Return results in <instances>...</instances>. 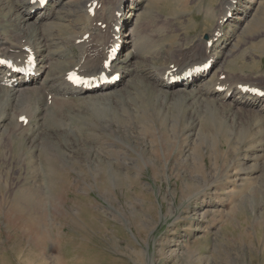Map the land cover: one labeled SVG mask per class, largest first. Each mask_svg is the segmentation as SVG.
Returning a JSON list of instances; mask_svg holds the SVG:
<instances>
[{"label": "rangeland", "instance_id": "obj_1", "mask_svg": "<svg viewBox=\"0 0 264 264\" xmlns=\"http://www.w3.org/2000/svg\"><path fill=\"white\" fill-rule=\"evenodd\" d=\"M55 1L51 25L25 18L28 39L44 33L40 53L56 56L38 84L68 69L57 56L77 60L73 35L90 28L92 48L111 43L117 6L119 37L135 40L120 53L134 60L120 66V89L38 105L16 135L1 131L15 116L0 95V264H264L261 103L210 104L156 79L173 60L195 67L189 57L216 38L231 6L216 63L191 84L223 76L264 87V0H102L93 24L85 0ZM23 4L0 0L2 36L24 30Z\"/></svg>", "mask_w": 264, "mask_h": 264}, {"label": "bare ground", "instance_id": "obj_2", "mask_svg": "<svg viewBox=\"0 0 264 264\" xmlns=\"http://www.w3.org/2000/svg\"><path fill=\"white\" fill-rule=\"evenodd\" d=\"M47 1L48 3L52 5V7L49 8L48 6H41L39 2H35L34 0H24V4L22 8L25 10V15H22L23 20L25 21V18H26V21H27L28 19H30V17L34 16L35 17L34 22H38L40 26H43L44 24L51 25L50 17L53 14L55 15L53 10L55 8L56 1L55 0H47ZM94 2H96V7L94 9V14L92 15L91 13H88V10L91 6H93ZM126 2L127 0L125 2L123 1L122 3L120 2L119 4L120 7L122 5L124 8H126V5H125ZM102 3H103L102 0H85L80 3L81 7L79 8L83 10L82 14L88 20L89 23L93 24L94 21L96 22V19L98 18V14L102 7ZM228 5H230V2ZM117 8L115 9L112 16L110 15L111 16L110 21L113 20L114 22V27L110 24L111 26L110 28L112 29L110 38L113 39L111 43L103 42L99 47L96 46V48H92V46L90 45L91 42L89 41L90 35L87 33L90 28L84 31L81 36L73 35L72 36L73 38L69 39L68 44L78 49L79 57L77 58V60L75 62H72V61L69 62L70 58L67 56V54H62V55L57 56L56 59H62L64 61V62L62 61L63 62L62 64H58V66H61L64 68L66 64V67L68 69L65 71V73L61 77H56L55 76L56 74H51V73L47 74L49 72L48 70L46 75L43 77L44 82L39 83V84L36 82V78H38L39 76L43 74L42 70L45 68L46 66L45 64H48L52 57H56L54 55H50L48 52L46 53L45 57L42 56V54L40 53V48L42 46H38V41L40 42V39L44 36V33H41L42 34L41 38H39V40L36 39L37 40L36 42L30 41L28 39L29 28L27 26L29 23H26L25 21V23H23L22 25L24 30H22L21 28H16V30H14L11 33V35L7 37H5L4 35L2 36L0 34V95L4 97L6 100V104H5L6 110L9 109L8 110L9 112L7 111L8 116L10 115L11 110L13 112V115L15 116L14 122L11 123L12 122L11 119L8 120V122L6 121L7 124H9V125L7 124L6 125L9 127H6V125H4L6 123L5 122L3 124L4 126L1 127L2 129L1 131H4L7 136H11V135H16L17 131L27 130L28 126L30 125V122L33 121L32 119L37 117V113L40 110L38 105L42 106V110L44 112L47 107L51 108L57 102H59L60 97H66L67 95L86 96V97H89V96L103 97V96H106L107 94H112L116 90L120 89L121 87L120 84H122V79L125 78L127 75L126 71H123L120 69V66L126 65L129 61H131V58L133 56H130V54L127 56H123V57L118 56L111 63L109 68L103 67L104 62L107 59L108 51L112 47H114V45L116 44L118 40H122V43H123L121 47V51L123 50V48H125V46L123 47L124 43L125 45L126 43H128L129 46L127 48L130 49L135 40H132V37H130L129 40L123 41V38L119 37L120 35L119 32L123 28V21L121 19L122 12L121 10ZM230 8L231 6H229L225 10L224 16L229 13ZM125 13H126V9L124 11V15ZM221 21L222 20H220L219 26L217 27V30H216L217 32L215 36L216 38L209 37L210 40H208V42L204 44L205 47L202 53L200 54L194 53L192 57H189V58H196V62L190 64V66L188 67L202 66L208 61H212L213 63H216V60L218 57L217 50L220 44L218 40V37H219L218 35L221 32L220 30ZM117 29H118V32L116 31ZM136 31L135 29L131 30V32L133 33V36H134V32L135 34H137ZM85 35H87L86 39H85ZM114 37H116V39H114ZM45 38L46 37L44 36L42 41H46ZM91 50H94V53H91L90 52ZM29 51L33 53L29 55L28 53ZM29 56L35 57L36 68H35V75L30 77L28 80L18 76L16 73H12L10 68H7V65H6L7 61L16 63L20 65V67H25ZM45 59H46V62L44 61ZM198 59H200L199 63H197ZM173 64L174 65L172 67H168L164 69L163 72H160V71L158 72L157 74L158 76L156 79L159 80V82L162 84L161 88L166 87V86L169 87L168 80L171 77H173L177 79L176 80L177 85H174V87H170V88H177V89H182V90L187 89L186 90L187 94L189 95L191 94L197 97L201 96L202 99L204 98L203 99L204 102H208L210 104H214V100H215L218 102H222V104L224 102H227L226 104H232L235 106H243L246 108L247 107L254 108L255 105L258 102H260L261 103L260 110H262V114L264 115V97L259 98L258 96L249 95L248 93H243L240 89H238L237 85L232 87V85L231 84L229 85L226 80H220L218 78L217 79L209 78L207 81L206 80L200 81L197 83V85L194 86L191 83L193 82L194 78L196 79V74H191V76L187 78L183 77L185 72L190 71V68L184 69L185 68L184 66H180L179 62L174 61V60H173ZM211 67L213 68V66ZM211 70L212 69L208 71H203L200 74L208 75L210 74ZM70 72H77L78 73L77 75H80L83 77H94L96 79L99 78L101 73H107L109 74V76H112L118 73L119 80L116 81L112 85H103V86L95 87L91 90H87V89H84L83 87H77V88L73 87V85L70 84V82L67 80ZM210 76H213V75H210ZM215 76L216 75H214V77ZM5 84H10V86H6ZM247 87L264 91V87L261 88V86L255 87L253 85H250ZM178 93L180 92L178 91ZM91 102L92 101H90V103ZM69 110H71V108ZM2 116L3 115H0V117ZM21 117H23L24 120L25 119L27 120L26 124L24 122L19 123V118ZM22 160H23V156H22Z\"/></svg>", "mask_w": 264, "mask_h": 264}, {"label": "snow or ice", "instance_id": "obj_3", "mask_svg": "<svg viewBox=\"0 0 264 264\" xmlns=\"http://www.w3.org/2000/svg\"><path fill=\"white\" fill-rule=\"evenodd\" d=\"M41 2H43V0H41Z\"/></svg>", "mask_w": 264, "mask_h": 264}]
</instances>
